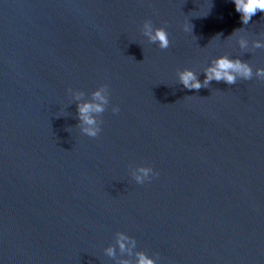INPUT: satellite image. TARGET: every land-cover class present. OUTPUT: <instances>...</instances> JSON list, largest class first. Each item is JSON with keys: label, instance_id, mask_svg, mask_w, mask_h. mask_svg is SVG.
<instances>
[{"label": "water", "instance_id": "1", "mask_svg": "<svg viewBox=\"0 0 264 264\" xmlns=\"http://www.w3.org/2000/svg\"><path fill=\"white\" fill-rule=\"evenodd\" d=\"M240 17L234 0H0V264H264V12ZM221 56L252 78L184 87ZM84 102L104 103L94 138Z\"/></svg>", "mask_w": 264, "mask_h": 264}, {"label": "clouds", "instance_id": "2", "mask_svg": "<svg viewBox=\"0 0 264 264\" xmlns=\"http://www.w3.org/2000/svg\"><path fill=\"white\" fill-rule=\"evenodd\" d=\"M235 9L241 14V21L243 24L249 23L250 19L259 11L264 12V0H234ZM145 35L148 36L149 42L157 43L160 49H167L170 45L169 34L163 26L153 27L151 21H146L144 25ZM236 31V30H235ZM234 31V32H235ZM260 45L257 44V47ZM237 76L244 80L252 78V69L247 62L237 59H229L226 56L218 57L213 66H210L204 75V80L201 82L196 74L189 69H185L180 73V81L187 89L199 90L206 87L209 82L215 80L217 82H225L228 85L235 84ZM257 76L264 79V69H257ZM79 95V94H77ZM94 100H100L107 103L105 96L102 95L100 90L93 93ZM104 103L84 102L77 105V112L82 124L88 127L82 128L84 134L89 137H96L101 131L100 125L97 124L95 115L103 113ZM113 112L119 111V106L112 107ZM135 179L137 183H143L150 180L154 172L150 166L141 167ZM120 247L124 245L121 242ZM112 250L109 249L111 254ZM138 264H153L152 260L144 254L139 255Z\"/></svg>", "mask_w": 264, "mask_h": 264}]
</instances>
